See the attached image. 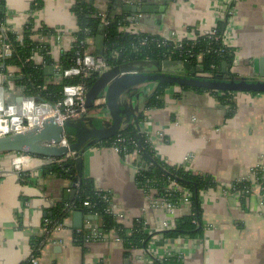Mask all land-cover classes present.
I'll use <instances>...</instances> for the list:
<instances>
[{
    "label": "crops",
    "instance_id": "crops-1",
    "mask_svg": "<svg viewBox=\"0 0 264 264\" xmlns=\"http://www.w3.org/2000/svg\"><path fill=\"white\" fill-rule=\"evenodd\" d=\"M31 1L3 0V22L17 35L29 19L33 31L43 26L54 30L45 36L57 62L60 53L71 47L77 30L72 11L75 0H42L35 9L31 8ZM139 1H124L122 9L131 12L124 7ZM89 2L101 12L108 4V0ZM144 3L150 10L131 12L139 19L138 29L163 38H195L209 33L227 12L226 42L233 49L228 68L235 77L247 76L257 58L252 77L264 74V61L260 62L264 58V0ZM87 45L94 52V38L87 40ZM3 54L0 43V68H4ZM32 59L37 63L41 58L35 53ZM17 70L8 66L9 74ZM9 74L5 76L0 71L5 101L14 100L23 92L8 78ZM50 76L59 78V71L53 69ZM156 86L150 82L135 89L139 95L132 103L138 105L139 130L133 119L128 127L133 126L146 137L155 156L166 164L183 165L192 173L207 174L215 180V187L198 192L199 233L194 237L164 235L175 228L176 218L192 213L191 202L178 203L173 211L154 206L153 201L160 198L157 189L142 187L135 180L140 168L136 152L120 155L111 146L98 142L83 151L80 175L73 158H69L71 166L66 169L74 171L69 177L44 175L43 160L47 157L36 154H28L19 169L13 163L15 153L5 152L0 153V264H20L30 258L31 243L37 237L44 242L38 261L33 264H155V260L168 255L177 256L179 264H264V193L260 190L245 194L228 188L264 162V92L235 91L230 97L234 103L230 111V105L222 104L209 91L170 84L163 90L162 106L146 107ZM73 177L90 179L109 193L112 218L127 233L135 221H142L150 233L145 245L127 248L113 230L103 238L77 243L75 231L103 228L101 218L79 208L71 209L61 225L45 237L42 227L46 215L55 205L74 198L64 197L65 191H76Z\"/></svg>",
    "mask_w": 264,
    "mask_h": 264
},
{
    "label": "trees",
    "instance_id": "trees-1",
    "mask_svg": "<svg viewBox=\"0 0 264 264\" xmlns=\"http://www.w3.org/2000/svg\"><path fill=\"white\" fill-rule=\"evenodd\" d=\"M3 0H0V23L5 19V11L2 7ZM42 0H32L31 8L35 9L40 6ZM123 0H108L106 10L104 11L108 23L105 25V43L103 48V58L108 66H114L119 63L134 60V59H183L192 64H200L205 73H214V76L219 72L218 67H221L223 62L231 64L233 60V49L222 43L221 38L227 28V20L229 14L226 12L225 18L217 22L214 28V34L205 33L198 35L194 39L183 38L180 45L172 41L164 40L156 34H148L144 31L132 33L122 28L127 22L126 17L132 15L131 12L124 11L122 6ZM118 8V9H117ZM72 11L76 17L77 30L73 33L74 41L68 50L60 53L57 62L51 56L50 43L40 41L33 37V34L40 32L43 35H51L54 30L47 26H43L37 31H33L32 20L26 23L22 30V38H18L17 34L8 30L6 32V41L10 44L11 53L3 59L4 68H0L5 74H9L8 66L18 68L17 71L9 74V79L19 86L25 94H32L44 98L49 101H54L61 97V88L64 83L84 81L89 87L97 77V73H91L86 78L78 76L72 78H60L57 82H47L48 75L45 72V67L41 64H36L32 59V55L37 53L42 56L46 65H59V71L69 67L74 63L76 51L86 46V41L91 40L98 33L99 26L103 23L101 11L89 0H75ZM143 38H146L145 43H141ZM83 41V43H81ZM85 45V46H84ZM192 54V56H191ZM201 54L200 61H197V55ZM170 83L158 82L155 91L147 98L146 107H158L164 103L163 90ZM188 88L191 86H182ZM199 91H209L217 96L222 104L234 106L230 99L231 94L235 91H219L211 90L203 87H193ZM255 93V92H252ZM229 111V114H230ZM121 136L124 138L119 143L120 155L132 153L138 150L139 154V170L135 176L136 182L145 188L153 187L157 189L158 196L164 197L169 201L178 204L181 197V188L188 189L190 193L189 201L192 206V213L175 219V228L165 231L164 235L175 237L179 235H187L190 237L196 236L201 224L199 220L200 210L197 203L198 192L215 187V180L207 174H195L186 170L183 165H168L164 161L157 158L151 147V143L146 137L140 135L133 126L127 127L119 131L111 138L100 141L102 145L110 146L115 139ZM44 175H65V167L63 163H50L42 167ZM256 176H259L261 171L254 169ZM169 179L175 180L180 189L169 188ZM80 184L76 186L74 198L70 202H63L55 205L46 218L57 222H63L71 209L79 208L87 211L90 215L97 216L103 220L102 230H96L98 236H103L106 232L113 230L117 237L122 241L127 248L135 246H144L149 240V234L142 221H135L131 232L127 233L121 223L116 222L112 218L109 210V203L103 200L99 193L101 191L94 185L90 179H81ZM241 193L248 194L246 191L250 186V179L234 182ZM264 184V181H263ZM264 193V189L261 190ZM197 193V196H196ZM88 204H84V202ZM199 224V225H198ZM88 231H75L74 239L79 244H84L92 240V236ZM97 236L96 239H99ZM90 238V239H89ZM88 239V240H87ZM32 253L37 256L40 252L41 237H37L32 241ZM180 260L175 255H168L163 260H155V264H179ZM20 264H33L28 258Z\"/></svg>",
    "mask_w": 264,
    "mask_h": 264
},
{
    "label": "water",
    "instance_id": "water-1",
    "mask_svg": "<svg viewBox=\"0 0 264 264\" xmlns=\"http://www.w3.org/2000/svg\"><path fill=\"white\" fill-rule=\"evenodd\" d=\"M143 2V4H141ZM145 0L124 8L133 13L150 10ZM162 10V8H160ZM104 24H101L98 33L94 36V53L103 54L105 43ZM264 58L260 59L263 62ZM255 58L247 76L235 77L228 64L223 62L215 76L214 73H205L200 64H192L183 59H134L111 66L99 73L88 87L85 95V105L89 112L74 120H67L63 125L53 119L47 120L42 127L9 133L0 136V153H26L42 155L44 157L62 158L63 166L70 167L69 158H73L78 174H81L82 153L90 145L116 135L126 129L130 122H136L139 130L136 112L138 105H133L132 99L138 98L135 89L145 83L167 82L180 86L203 87L219 91H247L264 92V74L253 78L256 72ZM254 69V71H253ZM47 75L53 73V66L45 67ZM103 97V102H98ZM72 134L74 137L68 145L58 142L62 133ZM71 154L68 157L65 155ZM73 170H65V176L73 174ZM74 183L77 178L73 177ZM75 192L65 191L64 197L72 199ZM197 196V193H196ZM76 213H81L76 210Z\"/></svg>",
    "mask_w": 264,
    "mask_h": 264
},
{
    "label": "built area",
    "instance_id": "built-area-1",
    "mask_svg": "<svg viewBox=\"0 0 264 264\" xmlns=\"http://www.w3.org/2000/svg\"><path fill=\"white\" fill-rule=\"evenodd\" d=\"M123 1H130V0H123ZM101 15L103 16V23L106 25L108 23L104 11L101 12ZM126 20L128 23L122 26V28L126 31L132 32V33H138V25H139V19L137 15H129L126 17ZM214 28L213 27L209 33L214 34ZM8 31L6 25L4 22L0 23V43L4 49L3 57L6 58L11 53V47L10 44L6 41V32ZM33 37L36 36V38L40 41L47 40L46 36L42 35L41 33H36L32 35ZM17 37L20 39L22 38V34L19 33ZM196 38V37H195ZM164 40L172 41L175 44L178 43L180 45L182 39H176V38H163ZM194 39V38H189ZM74 41V38H73ZM146 38H143L141 43H145ZM221 41L224 45H227L226 42V31L222 35ZM83 43V41H81ZM85 46V45H84ZM39 55V54H38ZM40 56L39 62L36 64H41L44 67H47L49 65H46L42 56ZM192 56V54H191ZM201 54L197 55V61H200ZM187 61V60H186ZM199 64V63H198ZM110 66L106 63L105 59L102 55L95 54L91 48L87 45L83 47L80 50L76 51V56L74 59V63L70 65L67 68H64L62 71H59V65L55 64L53 66L54 70L59 71V78H53L50 76V78H47V82H57L60 78H72L75 76H78L80 78H86L91 73H101L104 70L108 69ZM6 76V74H5ZM52 79V80H51ZM88 87L84 81H76V82H68L64 83L61 88V97L54 100L49 101L44 98H41L36 95L32 94H25L22 92L18 98L11 100V101H5L3 97V85H0V136L9 134V133H15V132H23L29 129H32L34 127H42L44 123L49 120L53 119L57 124L63 125L65 121L67 120H74L79 117H81L84 113L87 112V107L85 105V95ZM103 97L99 98L98 102H103ZM74 137L72 134H68L63 132L60 141L58 142L61 145H68L69 142ZM124 140L123 137L118 136L115 141L110 145L112 149L119 153L120 152V146L119 143ZM137 155L138 150L135 151ZM128 154V153H126ZM28 154L26 153H15L13 163L21 169L22 164L24 163V159ZM65 155V157L70 156ZM44 165L50 164V163H62V158H52L47 157L44 158ZM258 169L259 176H256L254 169ZM251 175V178H249V175H246L244 178L238 180L242 181L243 179H250V186L246 189L249 193L251 191H260L264 189V162H260L257 164L254 168H252L249 172ZM169 188L173 189H180L179 184L173 180L169 179ZM80 184V180L77 179L75 182V185L78 186ZM230 190L239 192L237 185L233 182L228 187ZM99 189V188H98ZM101 193H99L100 197L107 201L109 203V210L111 209V198L107 191L99 189ZM228 190V189H227ZM225 190V191H227ZM229 190V191H230ZM181 197L179 203L182 202H189L190 192L185 189L181 188ZM84 204H88V202H84ZM154 206H162L167 211H173V209L176 207L177 204L169 201L168 199L164 197H160L153 201ZM61 225L60 222L51 220L49 218H44L43 221V232L45 237H48L51 230L53 228L58 227ZM90 236H92L91 239H96L98 236V232L96 230H93V232L89 233ZM104 236V235H103ZM103 236H98V238H103ZM45 239V238H44ZM90 239V238H89ZM88 240V239H87ZM44 242V241H43ZM41 241V245L43 244ZM30 260L32 263H37L38 259L35 255H30Z\"/></svg>",
    "mask_w": 264,
    "mask_h": 264
}]
</instances>
